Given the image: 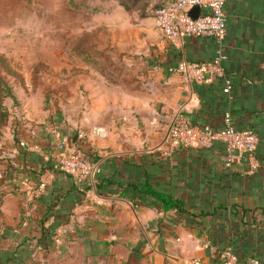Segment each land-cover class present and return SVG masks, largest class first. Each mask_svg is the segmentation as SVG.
I'll return each instance as SVG.
<instances>
[{"label": "crops", "instance_id": "obj_1", "mask_svg": "<svg viewBox=\"0 0 264 264\" xmlns=\"http://www.w3.org/2000/svg\"><path fill=\"white\" fill-rule=\"evenodd\" d=\"M168 1L139 0L143 9ZM224 12V76L190 83L173 70L179 60L212 59L213 38L164 41L152 98L138 96L132 107L124 92L115 94L116 105L127 107L105 116L100 110L92 120L104 135L93 141L90 159L98 171L91 180L78 183L56 171L49 137L6 144L0 264H224L230 258L264 264V0H227ZM225 112L235 128L258 137L253 172L245 159L227 165L220 141L203 149L167 136L178 114L220 128ZM8 198L10 216L3 211Z\"/></svg>", "mask_w": 264, "mask_h": 264}, {"label": "rangeland", "instance_id": "obj_2", "mask_svg": "<svg viewBox=\"0 0 264 264\" xmlns=\"http://www.w3.org/2000/svg\"><path fill=\"white\" fill-rule=\"evenodd\" d=\"M154 9L139 0H0V168L6 144L42 136L96 156L92 120L127 107L115 94L124 92L132 107L138 96L152 98L166 41ZM6 202L10 216L14 201Z\"/></svg>", "mask_w": 264, "mask_h": 264}, {"label": "built area", "instance_id": "obj_3", "mask_svg": "<svg viewBox=\"0 0 264 264\" xmlns=\"http://www.w3.org/2000/svg\"><path fill=\"white\" fill-rule=\"evenodd\" d=\"M227 0H170L156 7L152 12L154 25L163 38L172 44L185 36L211 37L216 43L215 55L209 61L179 60L174 71L182 75L190 83H205L214 78L223 77V62L226 55L223 42L226 37V15L224 5ZM198 5L200 13L196 19H191L189 10ZM230 91V81L224 80L223 92ZM97 137L103 136V130L97 128ZM170 140L183 146L210 148L214 142L224 144L227 165L245 159L249 172L259 166L254 156V149L258 137L247 130L234 127L230 113L223 115V126L212 128L208 125H193L182 114H178L167 130ZM20 146H27V142L20 141ZM55 167L62 173L71 176L76 182L84 183L98 171L97 163L90 158H83L72 145L62 141L56 146ZM190 264H211L204 260H194ZM224 264H263L259 259L234 261L228 259Z\"/></svg>", "mask_w": 264, "mask_h": 264}, {"label": "water", "instance_id": "obj_4", "mask_svg": "<svg viewBox=\"0 0 264 264\" xmlns=\"http://www.w3.org/2000/svg\"><path fill=\"white\" fill-rule=\"evenodd\" d=\"M199 13H200V7L198 5H195L189 10L188 15L190 16L191 19L194 20L198 17ZM75 137L76 136H74L72 143H74Z\"/></svg>", "mask_w": 264, "mask_h": 264}, {"label": "trees", "instance_id": "obj_5", "mask_svg": "<svg viewBox=\"0 0 264 264\" xmlns=\"http://www.w3.org/2000/svg\"><path fill=\"white\" fill-rule=\"evenodd\" d=\"M215 50H216V48H215ZM215 55V54H214ZM214 57V56H213ZM213 59V58H212ZM212 59H210V60H212ZM190 61H192V60H190ZM206 61H209V60H206ZM224 63V62H223ZM175 67V66H174ZM174 67H173V70H174ZM195 83V82H194ZM199 84H201V83H199ZM11 95V94H10ZM184 116V115H183ZM184 117H186V116H184ZM187 118V117H186ZM188 119V118H187ZM189 120V119H188ZM189 122L191 123V124H193V125H202V124H196V123H193V122H191L190 120H189ZM241 130V129H240ZM247 131H249V130H247ZM251 132V131H250ZM252 133H254V132H252ZM255 134V133H254ZM256 135V134H255ZM224 145V144H223ZM199 148V147H198ZM203 149H205V148H203ZM225 149V148H224ZM55 169H56V171L57 172H59V173H61V174H64V175H66V176H68V177H71V176H69V175H67V174H65V173H62V172H60L59 170H57V168L55 167ZM96 175V174H95ZM94 175V176H95ZM93 176V177H94ZM248 259H257V258H248ZM245 260H247V259H245ZM241 261H243V260H241Z\"/></svg>", "mask_w": 264, "mask_h": 264}]
</instances>
